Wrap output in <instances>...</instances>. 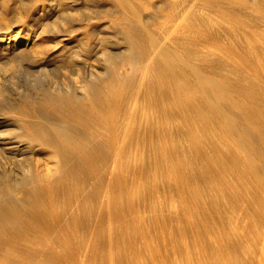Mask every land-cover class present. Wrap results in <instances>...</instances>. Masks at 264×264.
Returning <instances> with one entry per match:
<instances>
[{
	"label": "bare ground",
	"instance_id": "bare-ground-1",
	"mask_svg": "<svg viewBox=\"0 0 264 264\" xmlns=\"http://www.w3.org/2000/svg\"><path fill=\"white\" fill-rule=\"evenodd\" d=\"M109 1L125 53L73 85L0 52L54 84L0 81V264H264V0Z\"/></svg>",
	"mask_w": 264,
	"mask_h": 264
},
{
	"label": "rangeland",
	"instance_id": "rangeland-1",
	"mask_svg": "<svg viewBox=\"0 0 264 264\" xmlns=\"http://www.w3.org/2000/svg\"><path fill=\"white\" fill-rule=\"evenodd\" d=\"M19 1L20 0H0V15L2 13H7L6 20L8 22L6 23L8 25L5 26L0 20V32L4 34L2 36L5 38V43H0V46L3 45L0 47V52L8 48L6 53H8V51L11 53L12 51H10L9 48L16 46L15 49L22 48L24 53H26L24 57L25 62L27 59L37 61L45 57L48 58L50 62L48 68L51 70L48 74L56 85H73V80L77 78L78 75L83 77L88 75V69L100 68L99 70H101L103 61L100 53L104 49L101 48L102 46H105L108 52L111 50L110 52L113 54L112 57H116L115 59H117L121 53H125V44L120 39L122 37V26L118 25L115 18L112 16L117 13V8L109 0H65L64 3H61L63 5L60 3L48 5L47 2H37L30 4L23 12V9L20 8L21 5ZM64 8L67 12L70 9H74V11L77 10L75 12L77 16L68 14L62 15V13L65 12L63 10ZM19 10L21 11L19 12ZM21 12L23 14V20L17 19ZM69 13L72 14L73 12ZM146 13L147 15L149 14L148 10L143 11L144 15H146ZM53 23L56 24L54 25ZM19 30L24 33L21 34L19 40L15 43L11 35ZM33 30L36 31L31 34L30 32ZM156 30L159 33L162 27L159 26ZM26 32H28V38ZM4 46L7 47L5 48ZM73 52L79 53L78 56H74ZM12 59L14 60L15 58ZM8 62L9 61L6 59L0 60V81L3 80L1 81L2 85L4 83L3 87L6 86L5 88H8L7 90L10 92L7 101H10V98H16V88L27 87L31 83L43 86L53 84L49 82L51 80L47 78L42 79V75L37 79V72H35V74L33 72L32 75L26 73V64L23 61L21 62L20 59L14 60L13 64L15 66L13 69L8 68ZM123 72L126 75L130 74L131 67L126 65ZM127 79L132 80V78ZM0 100V118H3L2 106L5 105V101L3 99ZM8 128L9 126L0 129V137L8 133ZM0 161V171H3L4 164L2 163L1 157Z\"/></svg>",
	"mask_w": 264,
	"mask_h": 264
}]
</instances>
